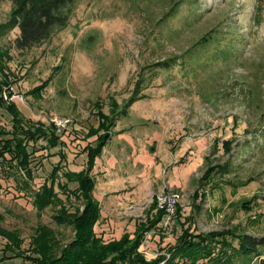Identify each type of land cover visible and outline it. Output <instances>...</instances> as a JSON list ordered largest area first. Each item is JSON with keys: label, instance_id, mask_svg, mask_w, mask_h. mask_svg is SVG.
Instances as JSON below:
<instances>
[{"label": "rangeland", "instance_id": "1", "mask_svg": "<svg viewBox=\"0 0 264 264\" xmlns=\"http://www.w3.org/2000/svg\"><path fill=\"white\" fill-rule=\"evenodd\" d=\"M73 3L69 24L40 46L17 50L18 29L3 35L0 57L24 95L22 118L42 130L54 122L66 141L69 171L57 180L72 190L88 184L97 246L111 258L113 244H135L127 264H165L188 234L264 230V0ZM12 6L0 0V24ZM170 58L169 69L155 65ZM0 122L10 128L4 108ZM62 148L36 153L33 190L60 165ZM0 182V226L24 242V256L0 264H32L28 244L40 224L63 245L74 239L81 195L39 209L35 191L17 197ZM5 244L0 237V257Z\"/></svg>", "mask_w": 264, "mask_h": 264}, {"label": "trees", "instance_id": "2", "mask_svg": "<svg viewBox=\"0 0 264 264\" xmlns=\"http://www.w3.org/2000/svg\"><path fill=\"white\" fill-rule=\"evenodd\" d=\"M73 2L75 0H13L10 18L0 24V38L18 29L19 33L14 40L17 50L24 51L40 46L48 41L57 29L69 24ZM211 32L214 30L203 36L198 43L208 41V35ZM172 61V58L165 59L155 65H162V68L169 69L173 65ZM13 85L14 81L10 80V74L2 56L0 57V108H4L11 115V125L9 128L0 122V181L4 179L6 182H11L15 189L11 191H14L17 197L25 198L27 191L33 190L32 185L36 179L32 166L36 153L50 147L52 149L54 145L60 144L63 146L62 149L68 145L60 135H57L54 122L48 130H42L38 127L39 124H36L37 122L31 123V120L22 118L16 101L7 102L3 98V91L10 89ZM41 140L45 144L37 145ZM67 153L65 149L59 152L60 165L54 166L49 176L37 185L36 190H33L36 192L32 200L33 205L44 209L54 205L56 198H60L61 203L63 194L66 199L75 194L74 196L78 195L80 199L81 196L84 198L82 200L86 204L85 212L72 213L76 215L73 221L76 224L74 226L76 235L64 245L61 244L54 230L40 224L28 244L32 264H118L123 262L127 264L133 262L134 256L131 254L137 250L135 244L129 246L130 250L129 247H121L120 241L113 244L112 251L115 254L111 258L106 245L97 246L100 237L95 231V226L99 206L91 198L86 197L91 192L88 184L80 183L72 190L66 183L57 180L61 175L65 178V173L69 171L63 164L68 161ZM86 198L88 199L85 200ZM65 219L66 215L63 213L61 222ZM256 228L257 230L254 231L242 228L237 231L231 229L230 232H222L223 234L213 232L210 235L192 237L193 239L185 238L191 236L188 234L179 239L165 264H177L176 258L179 257H182V262L185 264L192 257L198 260L197 264H254V260L264 264V230ZM0 237L6 239L5 252L0 257V261L14 256H24L22 254L24 242L20 232L0 226ZM6 252L11 253L6 254Z\"/></svg>", "mask_w": 264, "mask_h": 264}, {"label": "built area", "instance_id": "3", "mask_svg": "<svg viewBox=\"0 0 264 264\" xmlns=\"http://www.w3.org/2000/svg\"><path fill=\"white\" fill-rule=\"evenodd\" d=\"M2 96L7 102L16 101V100H19V101L24 100V95L20 93L19 91H17L14 88V86H11L10 89L3 91ZM55 120L57 121L58 124H62L63 126L68 123V120L64 118L61 119L57 117Z\"/></svg>", "mask_w": 264, "mask_h": 264}]
</instances>
